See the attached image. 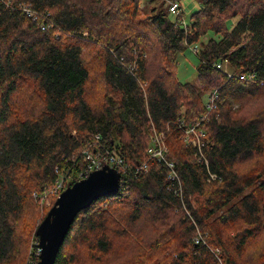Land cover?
<instances>
[{"label":"trees","instance_id":"trees-1","mask_svg":"<svg viewBox=\"0 0 264 264\" xmlns=\"http://www.w3.org/2000/svg\"><path fill=\"white\" fill-rule=\"evenodd\" d=\"M197 1L184 24L183 12L149 11L143 0H0V264H24L57 200L46 207L34 193L84 169L96 135L137 165L153 127L166 132L183 194L151 163L128 193L78 213L55 264H218L210 248L223 264H264V0ZM23 5L57 27L42 30ZM192 45L197 78L182 82L178 56ZM251 71L254 80L240 78ZM218 88L202 125L206 167L177 122L199 120ZM198 228L209 246L196 243Z\"/></svg>","mask_w":264,"mask_h":264},{"label":"built area","instance_id":"built-area-1","mask_svg":"<svg viewBox=\"0 0 264 264\" xmlns=\"http://www.w3.org/2000/svg\"><path fill=\"white\" fill-rule=\"evenodd\" d=\"M168 2L170 12L177 15H180L182 13L183 10L179 1L168 0ZM22 10L28 17H30V19L35 21L42 30L54 29L57 27V23L51 17V14L49 12L39 11L29 5H23ZM183 23L186 24L185 19L183 20ZM190 48L194 53L198 54V45H192ZM221 66L222 65L218 64L219 68H221ZM128 68L133 72L135 70V65L130 64ZM232 76V74H229V77ZM240 78L242 80L252 81L256 78V72H247L240 75ZM219 98V88L210 91L208 93L206 102L207 111L201 116L199 120H196L191 124H186L183 118H179L177 122V124L182 129V140L184 141V143H186L187 146L194 148L199 162L205 163L206 167H208L209 165V161L205 154V147L207 145V131L202 127V125L205 122H209L211 120L212 114L218 109ZM168 152L169 146L166 141V132L159 131L155 127H153L151 141L147 149V157L143 162L138 163L137 165L129 163L124 154L118 153L117 151H114L113 149L104 145L101 141L100 135H96L94 141L90 142L88 147L85 148L81 154L82 160L83 162H85L84 169H81L78 172L64 173V176L59 177V179L55 183L46 185L43 192H35L34 196L40 201L42 205L49 207L52 205V201L50 200V198H58L60 194L67 188V182H73L76 180L78 181L87 178L92 171L101 169L105 165H109L112 168L117 169L121 173L119 193H128V183L131 181L130 178L148 172L150 164L153 162H158L166 166L168 180L176 181L179 185L177 187V191H180L182 193V181L180 175L176 169L175 163L168 158ZM208 173L209 181L219 179L218 174L212 173L210 170H208ZM206 235L207 234H204L198 228L197 234L195 236L196 243L202 242L204 245L209 246L206 242ZM33 247L35 250L33 252V258L36 260L37 258L40 259L41 247L39 246V238L37 234L36 239L33 243ZM210 249L215 255L218 264H223L221 251L219 249ZM36 260H33L29 264H37L39 260L37 261V263Z\"/></svg>","mask_w":264,"mask_h":264},{"label":"water","instance_id":"water-1","mask_svg":"<svg viewBox=\"0 0 264 264\" xmlns=\"http://www.w3.org/2000/svg\"><path fill=\"white\" fill-rule=\"evenodd\" d=\"M121 173L109 165L67 187L39 224L36 234L41 247L37 264H55L64 239L76 216L103 196L119 193Z\"/></svg>","mask_w":264,"mask_h":264},{"label":"rangeland","instance_id":"rangeland-1","mask_svg":"<svg viewBox=\"0 0 264 264\" xmlns=\"http://www.w3.org/2000/svg\"><path fill=\"white\" fill-rule=\"evenodd\" d=\"M178 1H179L181 8L183 10L182 11L183 17L185 18L186 21H189L191 14L199 9V6H200L199 1H197V0H178ZM168 6H169L168 0H143V8H145L146 10H149V11L152 8H155V9L159 8V7L168 8ZM238 19L239 18H235V19L230 20L228 22V27L232 28V26L238 21ZM119 26L120 25H116L114 28H118ZM85 34H88V32H85ZM213 34H214L213 32H210L207 36H204L202 39L205 40L207 37L213 36ZM193 46H196V45H193ZM198 63H199L198 55L196 53H194L190 47L184 53H181L178 56V64H179L178 77H179V79L182 82L196 81V78H197L196 67H197ZM259 178H264V173H262ZM210 181H214V180H210ZM242 229H243V226H242ZM240 231L239 230L238 231L237 230H229V234L232 238H234L238 234H240ZM35 234H36V232L31 234L29 244H28V248H27V252L25 255L24 264H29L33 260H36L33 258V252L35 251L34 247H33V243L36 239ZM36 263H37V260H36Z\"/></svg>","mask_w":264,"mask_h":264},{"label":"bare ground","instance_id":"bare-ground-1","mask_svg":"<svg viewBox=\"0 0 264 264\" xmlns=\"http://www.w3.org/2000/svg\"><path fill=\"white\" fill-rule=\"evenodd\" d=\"M182 15V14H181ZM182 17V16H181ZM183 18V17H182ZM184 20V19H183ZM40 204V203H39Z\"/></svg>","mask_w":264,"mask_h":264}]
</instances>
